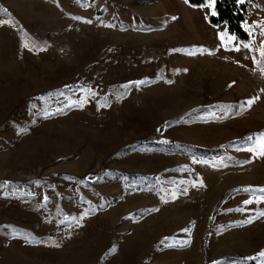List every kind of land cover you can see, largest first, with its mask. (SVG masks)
I'll list each match as a JSON object with an SVG mask.
<instances>
[{"label": "rangeland", "instance_id": "obj_1", "mask_svg": "<svg viewBox=\"0 0 264 264\" xmlns=\"http://www.w3.org/2000/svg\"><path fill=\"white\" fill-rule=\"evenodd\" d=\"M209 4L0 0V264H262L264 0Z\"/></svg>", "mask_w": 264, "mask_h": 264}, {"label": "trees", "instance_id": "obj_2", "mask_svg": "<svg viewBox=\"0 0 264 264\" xmlns=\"http://www.w3.org/2000/svg\"><path fill=\"white\" fill-rule=\"evenodd\" d=\"M210 0H187L188 4L193 7H201L206 5ZM258 0H215L213 11L215 15H211L209 22L214 27L222 25L226 26L227 32L234 37L236 43H250L254 39V35L249 32L247 25L249 22L252 6ZM166 148H185L195 153H210L216 149H204L201 147L179 144L168 141L162 144ZM223 148V147H221Z\"/></svg>", "mask_w": 264, "mask_h": 264}, {"label": "snow or ice", "instance_id": "obj_3", "mask_svg": "<svg viewBox=\"0 0 264 264\" xmlns=\"http://www.w3.org/2000/svg\"><path fill=\"white\" fill-rule=\"evenodd\" d=\"M187 2V0H185ZM243 2V0H241ZM215 3V0H210V4L208 5L209 7H212ZM215 11L211 12V15H215ZM221 41H224V36L221 35L220 37ZM234 39V37H229L228 43H231V41ZM236 50H239L238 48ZM254 101H248V105L250 106ZM249 140L252 139V137H248ZM256 143L259 145V150L255 152L256 155H264V134L260 136V138L256 141ZM245 191H250V192H255L259 191L260 193H264V189H258V190H252V189H246ZM246 204L252 203V201H245ZM260 216H264V212L259 213ZM249 223L251 221H248ZM259 258L261 259L262 264H264V252L259 253ZM255 259V258H253Z\"/></svg>", "mask_w": 264, "mask_h": 264}]
</instances>
